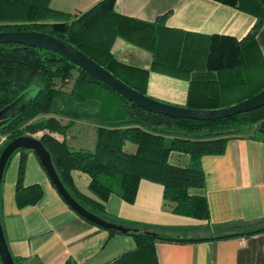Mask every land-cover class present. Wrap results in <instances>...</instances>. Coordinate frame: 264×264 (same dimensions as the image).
I'll return each instance as SVG.
<instances>
[{"label":"trees","instance_id":"1","mask_svg":"<svg viewBox=\"0 0 264 264\" xmlns=\"http://www.w3.org/2000/svg\"><path fill=\"white\" fill-rule=\"evenodd\" d=\"M48 1L0 0V32L36 31L63 40L143 95H147L148 71L118 62L110 52V45L119 37L146 48L153 55V70L180 75L188 82L185 105L188 109L228 107L264 89V58L256 52L252 54L251 48L264 27V11L258 0H234L235 8L255 18L254 26L241 40L211 36L201 63L181 61L187 54L182 32L171 31L167 43L161 46V37L153 24L138 25L115 14L116 0H102L77 18L50 9ZM249 52L251 58L247 57ZM69 83V90L63 89ZM32 86L37 89L34 101L0 131V136H5L0 153L13 139L40 133L38 139L50 154L61 183L83 208L106 221L138 229L125 234L134 238L136 249L117 261L144 256L156 242L198 243L264 233L263 221L206 223L200 228L146 226L117 220L100 203L111 194L133 203L138 183L147 180L162 185L164 206L171 213L207 222L209 211L199 160L204 155L222 154L231 137L264 141V107L212 122L158 115L125 100L57 54L23 45L0 44V110ZM56 116L69 122L62 125ZM73 121L97 126L92 152L71 151L64 141L52 136L65 135ZM126 143L132 144L133 150L127 151ZM171 153L187 155L188 163L171 164ZM24 162L22 157L15 184L18 207L33 206L42 197L39 185L23 186ZM72 171L88 176V190L100 202L79 193L72 181ZM195 230L208 235L190 236ZM12 258L15 264H21V260Z\"/></svg>","mask_w":264,"mask_h":264},{"label":"crops","instance_id":"2","mask_svg":"<svg viewBox=\"0 0 264 264\" xmlns=\"http://www.w3.org/2000/svg\"><path fill=\"white\" fill-rule=\"evenodd\" d=\"M102 0H49L50 9L77 18ZM234 0H116L114 12L138 25L153 24L164 46L171 31L183 33L187 50L181 61L201 63L211 36L243 39L255 18L234 7ZM161 18V19H160ZM264 58V27L251 47ZM114 58L127 66L148 71L146 94L152 99L185 107L188 82L152 69V53L119 37L110 45ZM163 52H161L163 56ZM248 52V50H247ZM252 54L247 53L251 58ZM161 56V58H163ZM49 117V116H43ZM66 125L69 119L55 117ZM93 123L73 121L65 135L52 134L71 151L92 152L96 142ZM39 136L35 138L40 137ZM127 151L133 145L125 144ZM25 158L23 186L39 185L42 197L33 206L18 207L15 184L21 158ZM169 162L185 166L188 156L171 153ZM204 173V193L209 219L198 221L171 213L164 206L162 185L140 180L133 203L115 194L100 202L88 190L87 175L72 171L76 189L85 197L100 202L113 218L152 227L200 228L230 222H264V141L231 137L219 155H204L199 160ZM0 221L12 257L21 264H264V233L248 238H231L198 243L156 242L144 256L117 261L136 249L130 235L109 234L88 222L62 200L32 151H17L4 169L0 185ZM193 237L208 233L195 230ZM0 264L1 260H0Z\"/></svg>","mask_w":264,"mask_h":264},{"label":"water","instance_id":"3","mask_svg":"<svg viewBox=\"0 0 264 264\" xmlns=\"http://www.w3.org/2000/svg\"><path fill=\"white\" fill-rule=\"evenodd\" d=\"M258 1L264 11V0ZM0 44L23 45L57 54L85 71L95 80L108 86L112 91H114L117 95L121 96L125 100L131 102L139 108L158 115L168 116L171 118L212 122L231 118L235 115L251 112L264 107V89L240 102L232 104L228 107L217 109L194 110L157 101L131 88L69 43L42 32H0ZM32 87H29L12 103L0 110V131H2L13 120L19 117L34 101L37 95V89L34 88L33 93L29 94L30 88ZM19 150L32 151L36 155L46 173V176L54 186L59 196L70 207V209L76 212L79 216L104 230L116 232L118 234L138 232V229H132L130 227L101 219L83 208L70 195V193L61 183L52 164L50 154L44 148L38 138L31 136H21L13 139L6 144V146L0 153V185L6 164L8 163L12 155ZM147 234L151 233L147 232ZM0 260L2 264H15L12 255L10 254L7 247L1 221Z\"/></svg>","mask_w":264,"mask_h":264},{"label":"rangeland","instance_id":"4","mask_svg":"<svg viewBox=\"0 0 264 264\" xmlns=\"http://www.w3.org/2000/svg\"><path fill=\"white\" fill-rule=\"evenodd\" d=\"M70 86H71V83H69L68 86L67 87H64L63 89L69 90ZM34 88L35 87L30 88L29 94H32L33 93ZM38 134H34L31 137H34V136L37 137V136H39ZM4 140H5V136L4 137L3 136H0V145L3 143Z\"/></svg>","mask_w":264,"mask_h":264}]
</instances>
